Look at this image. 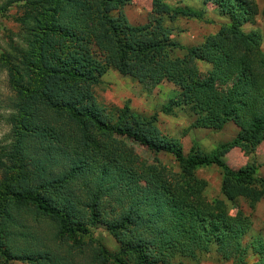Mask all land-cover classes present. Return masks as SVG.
Returning a JSON list of instances; mask_svg holds the SVG:
<instances>
[{
	"label": "trees",
	"instance_id": "obj_1",
	"mask_svg": "<svg viewBox=\"0 0 264 264\" xmlns=\"http://www.w3.org/2000/svg\"><path fill=\"white\" fill-rule=\"evenodd\" d=\"M133 1L45 4L27 42L36 79L11 82L18 114L10 160L26 162L37 182L21 174L2 183L7 191H0V264H174L176 256L196 259L210 252L247 264L252 250L256 264H264V241L245 245L250 220L241 212L230 215L225 202L244 199L254 207L264 198V178L254 166L236 171L223 160L234 149L251 154L264 143L262 39L242 30L259 15L258 6L255 0H205L230 24L178 57L166 18L203 20L204 12L153 0L154 22L119 24L112 14ZM0 60L11 67L6 57ZM200 64L209 66L207 72ZM111 70L148 88L172 83L180 94L165 110L188 107L195 117L191 129L222 131L233 123L240 132L211 154L193 147L184 157L155 117L128 107L114 114L97 103L94 89ZM231 82L228 93L217 88ZM117 139L170 154L181 171L137 165ZM213 166L222 171L225 200L209 202L196 171ZM28 216L40 230L26 231ZM98 225L120 245L118 253L94 238L89 227ZM49 228L54 234L48 232L50 243L44 244L42 231Z\"/></svg>",
	"mask_w": 264,
	"mask_h": 264
},
{
	"label": "rangeland",
	"instance_id": "obj_2",
	"mask_svg": "<svg viewBox=\"0 0 264 264\" xmlns=\"http://www.w3.org/2000/svg\"><path fill=\"white\" fill-rule=\"evenodd\" d=\"M173 8L193 9L204 12L203 20L179 18L171 23L166 18V26L172 31L170 40L179 45L176 56L183 57L188 49L203 44L206 38L218 33L221 27L230 24L228 16L222 15L212 2L205 0H164ZM48 0H0V56L6 57L11 64L8 67L0 60V191L6 192L4 179H16L21 174L28 176L31 184L35 185L33 169L26 168L24 161L10 160L14 144L15 117L18 111L12 103L16 96L13 84L14 79L28 84L36 79V72L28 66L30 47L27 42L36 29L37 22ZM259 15L243 27L246 33L258 32L262 39L264 51V0H255ZM112 17L119 24L132 26H144L154 22L157 18L153 10V0H134L129 6L121 11H116ZM39 25V24H38ZM200 70L207 72L209 66L199 65ZM233 82L227 85H217V88L228 93ZM97 103L114 114L118 110L128 107L131 113L147 118H156V123L163 135L177 142L182 155L187 157L193 147H197L204 154H211L219 146L233 142L240 130L233 124L222 131L191 129L195 120L188 107H174L172 112H166L165 108L175 100L180 90L170 82H163L155 87H145L136 80L121 76L115 71H108L94 89ZM116 116V115H114ZM120 144H125L130 152V157L135 164L164 166L172 172H180L181 167L174 156L165 153H154L148 148L135 142L117 139ZM228 167L240 170L246 166H254L258 176L264 178V143L251 154L244 153L241 149H234L224 159ZM11 167L6 172L2 165ZM25 171V172H24ZM196 176L207 184L204 197L207 201L225 200L222 195V171L217 167H201L196 171ZM6 177V178H5ZM230 215L235 216L238 212L243 213L250 220L248 233L244 238V244L249 246L254 240L264 241V198L254 207L244 199L235 202L226 201ZM4 203L0 204V208ZM20 213H26L21 211ZM22 221V218H21ZM22 224V222H21ZM26 231L30 233L40 230L33 219L28 216L23 222ZM46 229V228H41ZM50 229V230H49ZM42 231L46 238L44 244L50 243L48 232L54 231L49 228ZM94 238L110 253H118L120 245L110 235L107 229L101 225L89 227ZM22 233V232H21ZM87 239V238H86ZM42 249L41 243H36ZM259 259L253 250L249 251L247 264H256ZM78 262L83 263V259ZM174 264H231L224 261L217 253L210 252L199 255L196 259L184 256H176ZM11 264H23L19 261H11Z\"/></svg>",
	"mask_w": 264,
	"mask_h": 264
},
{
	"label": "crops",
	"instance_id": "obj_3",
	"mask_svg": "<svg viewBox=\"0 0 264 264\" xmlns=\"http://www.w3.org/2000/svg\"><path fill=\"white\" fill-rule=\"evenodd\" d=\"M228 126V125H227Z\"/></svg>",
	"mask_w": 264,
	"mask_h": 264
}]
</instances>
